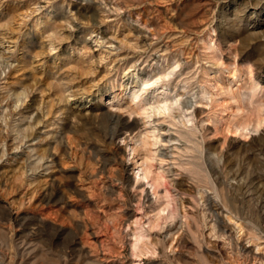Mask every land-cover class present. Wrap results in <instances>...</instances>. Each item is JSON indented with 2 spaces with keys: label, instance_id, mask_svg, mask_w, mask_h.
I'll use <instances>...</instances> for the list:
<instances>
[{
  "label": "clouds",
  "instance_id": "clouds-1",
  "mask_svg": "<svg viewBox=\"0 0 264 264\" xmlns=\"http://www.w3.org/2000/svg\"><path fill=\"white\" fill-rule=\"evenodd\" d=\"M0 29V264H264V0H0Z\"/></svg>",
  "mask_w": 264,
  "mask_h": 264
},
{
  "label": "rangeland",
  "instance_id": "rangeland-1",
  "mask_svg": "<svg viewBox=\"0 0 264 264\" xmlns=\"http://www.w3.org/2000/svg\"><path fill=\"white\" fill-rule=\"evenodd\" d=\"M168 6H169V5L164 4V3L157 4V5H153V4H144V5H143L142 7H140V8H133V9H131V13H132V15H133V17H134L137 13H141V12H142V13L144 14L143 17H142V19L148 21L150 27L155 28V26L157 25V17H156L155 15H152V19H151V20H148L149 15L152 14L153 10H158V11H159V14H160L161 16H163V15L166 13V10H167V7H168ZM171 6H172V7H176V5H175L174 2L171 4ZM72 7H73V9L75 10V9L78 7V5H77V4H73ZM85 10L94 11V10H95V7L93 6V8H91V9H85V8H82V9H81V11H85ZM5 11L10 13V12L12 11V9L9 8V7H6V8H5ZM25 11H26V10H25V8H23V7H21V8L18 10V12H19V14H20V18H18L17 21H16V23L12 25L13 28L18 27V26H19V27H23L25 24H27V25H30V24H31V21H24V22H22V19H21V18H22V16L25 14ZM128 14H129L128 12H125V13L123 14V16L121 17V19L126 18V17L128 16ZM196 15H198V13H197ZM111 23H112V22L110 21V24H111ZM108 27H109V25H104V26H103V28L101 29L102 34L107 35V33L104 32V29H107ZM125 31H126V29H125ZM175 31H176L175 27L169 29V32H170V33H174ZM2 32H4V30H3V29H0V33H2ZM8 34H9L12 38H15L16 33H12V32H10V33H8ZM121 34H122V33H121ZM147 39H148V37H146V36L141 37L142 42H143V41H146ZM169 43H171V41H170ZM124 54H125V53H123V52L120 53V55H124ZM93 55H98V53H93ZM15 72H16V70H13V71L10 72L9 75H8V81H9V84H11L13 87H17V86H18L17 84H13V81H19V80H20V77L16 76V75H15ZM101 72H103V68H102V67H101ZM24 75L27 76V75H29V74H28V73H25ZM45 79H47V77H45ZM221 99H222V100H226L227 98H223V97H222ZM30 105H31V100L29 101V105H26V107H28V106H30ZM204 111H207V109H204ZM199 112H200V109L198 108V109H197V114H199ZM165 127H166V126H165ZM217 139H221V140H223L224 137H218ZM231 139H233V137L229 134V136H228V140H229V142H230ZM9 142H10V141H9ZM213 143H215V141H213ZM13 155H15V154H13ZM0 167H2V166H0ZM45 179H46V177H45ZM0 183H2V181H0ZM13 195H14V196H17V195H19V193H14ZM262 219H264V218H262ZM106 235H107V233L104 232V231L99 232L97 235H91V234H90V235H89L88 243L91 244V245H97L98 242H99L100 240L105 239ZM220 243H222V242H217L216 246L218 247ZM191 251H194V246L191 244L190 241H185V242H184V251H182V252H178V255L182 256V257L185 258V259H189V260H191L192 257H190V256L188 255V253L191 252ZM205 251H211V250L206 249ZM100 255H101V256H105V257H107V256H111V255H112V252L106 250V251L100 253ZM103 264H118V261H117V260H105V261L103 262ZM151 264H157V262H156V261H152Z\"/></svg>",
  "mask_w": 264,
  "mask_h": 264
}]
</instances>
